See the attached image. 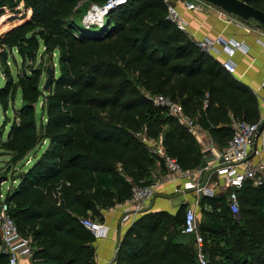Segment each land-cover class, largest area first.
I'll return each instance as SVG.
<instances>
[{
    "label": "trees",
    "instance_id": "1",
    "mask_svg": "<svg viewBox=\"0 0 264 264\" xmlns=\"http://www.w3.org/2000/svg\"><path fill=\"white\" fill-rule=\"evenodd\" d=\"M79 1L0 0V16L31 11L29 20L0 36L1 61L14 51L34 61L41 44L59 54L50 91L36 69L21 78L23 104L1 140L6 170L18 171L5 202L20 232L32 238V264H96L95 236L81 220L102 218L135 185L153 183L162 159L147 140L161 142L185 170L205 163L186 127L145 92L179 103L219 147L232 138L233 119L260 117L259 96L178 29L162 0H127L98 31L67 21ZM242 1L264 12V0ZM6 74L0 99L14 98V78ZM39 102L44 118L38 121ZM44 145L28 169L17 166ZM226 193L200 199L198 230L209 264H264V185L245 183L237 214ZM185 211L144 213L120 241L114 263L198 264L195 238L183 232ZM0 264H9L1 251Z\"/></svg>",
    "mask_w": 264,
    "mask_h": 264
},
{
    "label": "built area",
    "instance_id": "2",
    "mask_svg": "<svg viewBox=\"0 0 264 264\" xmlns=\"http://www.w3.org/2000/svg\"><path fill=\"white\" fill-rule=\"evenodd\" d=\"M167 6V18L173 22L178 29L186 32L192 37L188 31V23L178 10L174 0H162ZM127 0H108L104 5L93 6L85 17L84 24L89 28L92 24L103 26L105 18L111 10L119 5L125 4ZM217 9L218 16L228 23L235 22L237 26L247 29L248 26L238 17H235L226 11L212 6ZM94 12L95 15L89 17V13ZM197 46L205 53L213 55L215 52H224L227 58L221 63L224 68L232 74L236 73V64L232 57L238 51L246 52L247 48L243 41L236 39H226L221 35L215 37H205L195 40ZM156 106L162 107L175 117L182 125L186 127L188 132L195 138L200 145L203 157L212 159L211 163L194 170H185L172 156L165 153L161 142L147 140L150 145H154L153 153L160 156L162 165L167 174L173 177L179 184L175 188V193L192 192L195 195L193 203L187 204L185 211V219L183 224V232L193 235L195 238V247L197 252L198 264H209L207 254L204 251L205 240L198 230V213L200 208V199L203 196L213 197L216 195L214 187L209 181L212 175L223 179L224 185L229 188L227 194V203L234 214L239 212L238 191L242 189L246 182H252L254 186L264 185V159L254 162L251 157L257 156L259 150H253L255 143L262 147L264 152V114L260 115L256 122H247L244 120H232L233 136L229 142L219 147L210 134L204 130L195 119L190 117L182 106L161 94H151L145 92ZM155 142V143H154ZM157 142V143H156ZM209 174L204 180V175ZM218 186V185H217ZM157 192V185L153 182L149 185H135L132 188L131 197L122 203L125 208L122 217V224H129L134 221L137 215L146 212L149 202L154 198ZM222 191L221 193H224ZM81 223L86 226L95 236V238H106L109 228L102 222L91 219H82ZM0 232L1 245L0 251L8 257L9 264H22L25 258L32 259L34 247L32 238L24 236L10 215V205L0 199ZM117 253V252H116ZM116 256V254H115ZM115 256L113 262H115Z\"/></svg>",
    "mask_w": 264,
    "mask_h": 264
},
{
    "label": "crops",
    "instance_id": "3",
    "mask_svg": "<svg viewBox=\"0 0 264 264\" xmlns=\"http://www.w3.org/2000/svg\"><path fill=\"white\" fill-rule=\"evenodd\" d=\"M205 6V12H189L182 6H178L177 8L187 21L188 31L192 34L191 38L193 40L221 35L226 39H236L244 42L247 51L245 53L238 51L232 57L236 64L235 76L246 83L259 96L260 115L264 114V29L260 28L252 30L247 22L245 23L248 26V29L237 26L235 22L228 23L226 20L218 16L216 8H210L207 5ZM29 12L30 11L27 12L26 16L30 15ZM213 56L220 62L227 58V54L224 52H215ZM258 143L259 142L255 143V148L253 146V150L257 149L261 154L251 157L254 162L264 159V152ZM0 155L9 156L7 154H1V151ZM8 160L9 157L7 158V161ZM204 161L205 163L202 166L211 163L212 159L204 158ZM26 163L31 166V158H28ZM208 175V173L204 175V180H206L205 176ZM150 179L151 182H154L157 185V192L154 198L149 202L145 213L166 211L171 215H176L182 207L193 203L195 200V195L192 192L180 194L175 193V188L179 184V181H176L172 176L167 174L165 168L159 162L157 163L156 168L151 172ZM15 183L16 185L12 187H16L18 181ZM209 183L214 187L216 194H221L222 191H229V188L224 185L223 179L217 178L216 175L211 176ZM12 187H9L8 191ZM126 202L127 201L123 203ZM120 204L102 210V218L96 219L109 228L108 236L106 238H95L93 243L95 247L96 264H115L113 260L120 241L130 226L144 214L137 215L134 221L129 224H122L121 220L124 215L125 207ZM197 213L200 216L199 208L197 209ZM186 236L188 235L185 234V237ZM22 264H32V260L25 258L22 260Z\"/></svg>",
    "mask_w": 264,
    "mask_h": 264
},
{
    "label": "rangeland",
    "instance_id": "4",
    "mask_svg": "<svg viewBox=\"0 0 264 264\" xmlns=\"http://www.w3.org/2000/svg\"><path fill=\"white\" fill-rule=\"evenodd\" d=\"M194 2V3H192ZM174 3L176 6H182L183 8L187 9L189 12H198L202 11L205 12V5L209 6L210 3L204 1V0H174ZM205 4V5H204ZM100 6L96 3L90 4L87 0H80L75 6L74 11L72 14H70L69 18L67 19L68 22L73 23L78 28L82 29H89L98 31L103 26L92 24L89 28L84 24L85 17L87 16L88 12L92 10L93 6ZM212 5V4H210ZM214 6V5H212ZM25 10H21L19 12H5L1 14L0 16V36L4 34L5 32L9 31L10 29L25 23L27 20H29L31 17V11L29 12V16H26L24 14ZM93 12L89 13V17H92ZM92 14V15H91ZM232 15V14H231ZM234 16V15H233ZM236 17V16H235ZM107 18V17H106ZM106 18L105 22L106 23ZM243 21V20H242ZM246 22V21H243ZM248 26L252 30H257L262 27L258 25V23L254 20H251L247 22ZM248 29V28H247ZM263 29V28H262ZM59 54L58 52L53 53V55H50L45 51V47L43 44L40 45V49L37 53L36 59L34 61H27L24 62L21 56L16 52L9 53L6 62H3L0 60V89L3 88L7 82L8 77L6 72L9 71L11 73V76L14 78V84H13V97H8L6 99H0V148H1V140L2 138H6L7 133L9 132L11 125L16 120V110L19 109L23 104L22 99V93L21 89L23 84L21 83V78L23 76H26V73H30L33 69H36V71L39 72L40 78H41V84L44 83L45 79L47 78V70L50 67L56 68L55 75L58 76L60 73V66H59ZM235 76V74H233ZM19 76V78H18ZM5 100H8V108L7 110H4L3 104ZM36 114L38 121L44 118V114L41 110V102H39L36 105ZM5 140V139H4ZM155 143V142H154ZM157 143V142H156ZM151 149L154 150V145H150ZM46 146H42L39 148L36 152L33 151L29 154L28 158H31V162L34 161V155L35 154H41ZM154 152V151H152ZM9 156L6 155H0V178L2 176H6L7 179L2 184H0V193H1V201L5 200V195L7 194V191L9 187L15 186L18 180L13 182V174L11 171L6 170L7 165V158ZM27 158V159H28ZM161 165L162 163L159 162ZM18 167H21L22 169H28L30 166L26 163V161H23L17 165ZM163 166V165H162ZM199 218V214H198Z\"/></svg>",
    "mask_w": 264,
    "mask_h": 264
},
{
    "label": "water",
    "instance_id": "5",
    "mask_svg": "<svg viewBox=\"0 0 264 264\" xmlns=\"http://www.w3.org/2000/svg\"><path fill=\"white\" fill-rule=\"evenodd\" d=\"M204 1L214 5L217 8L226 11L229 14L237 16L239 19L243 21L249 22L251 20H254L258 23L259 26L264 28V12L251 6L250 4H247L242 0H204ZM55 72L56 71L54 67L48 68L47 70L48 76L43 84V90L45 92L50 91ZM254 148H255V144H254ZM6 179H7L6 176H2L0 178V184L6 181ZM0 199H1V194H0Z\"/></svg>",
    "mask_w": 264,
    "mask_h": 264
},
{
    "label": "bare ground",
    "instance_id": "6",
    "mask_svg": "<svg viewBox=\"0 0 264 264\" xmlns=\"http://www.w3.org/2000/svg\"><path fill=\"white\" fill-rule=\"evenodd\" d=\"M92 14L95 15L94 12H93ZM92 14H91V15H92ZM93 15H92V16H93ZM95 16H97V15H95Z\"/></svg>",
    "mask_w": 264,
    "mask_h": 264
}]
</instances>
